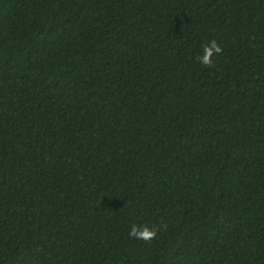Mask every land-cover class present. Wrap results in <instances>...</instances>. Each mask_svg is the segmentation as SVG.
Listing matches in <instances>:
<instances>
[{
    "label": "trees",
    "instance_id": "16d2710c",
    "mask_svg": "<svg viewBox=\"0 0 264 264\" xmlns=\"http://www.w3.org/2000/svg\"><path fill=\"white\" fill-rule=\"evenodd\" d=\"M0 264H264V0H0Z\"/></svg>",
    "mask_w": 264,
    "mask_h": 264
},
{
    "label": "clouds",
    "instance_id": "9594fccd",
    "mask_svg": "<svg viewBox=\"0 0 264 264\" xmlns=\"http://www.w3.org/2000/svg\"><path fill=\"white\" fill-rule=\"evenodd\" d=\"M222 52L217 40L212 39L202 45V53L197 57L198 62L205 67L214 66V57ZM159 228L153 224H133L129 236L135 240L151 241L157 237Z\"/></svg>",
    "mask_w": 264,
    "mask_h": 264
}]
</instances>
